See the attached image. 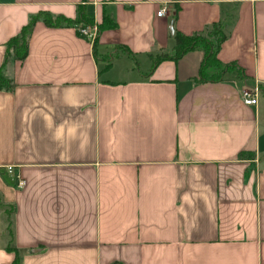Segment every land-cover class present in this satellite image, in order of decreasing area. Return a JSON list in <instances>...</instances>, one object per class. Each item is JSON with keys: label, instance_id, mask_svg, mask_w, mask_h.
<instances>
[{"label": "crops", "instance_id": "0c3cea01", "mask_svg": "<svg viewBox=\"0 0 264 264\" xmlns=\"http://www.w3.org/2000/svg\"><path fill=\"white\" fill-rule=\"evenodd\" d=\"M1 76L0 264H264V0H0Z\"/></svg>", "mask_w": 264, "mask_h": 264}, {"label": "trees", "instance_id": "16d2710c", "mask_svg": "<svg viewBox=\"0 0 264 264\" xmlns=\"http://www.w3.org/2000/svg\"><path fill=\"white\" fill-rule=\"evenodd\" d=\"M44 19L49 24H61L60 18H53L51 14H44ZM41 15L34 17L28 26H26L21 35L12 39L10 46L14 49L15 56L19 59H23L27 56L28 53V37L31 32V28L34 22L40 18ZM64 22H72L68 19H63ZM81 22H85L87 24H92V21L86 20L82 15L79 20H77L76 24H80ZM73 23V22H72ZM114 24L107 23V25H103L99 27V29H103L104 27L113 26ZM228 38L227 31L225 30L224 24L215 23L212 26L208 27L205 32L195 33L193 35H186L180 32L175 33V54L173 56L174 59H179L185 53L191 50H195L198 48H202L205 51V59L201 65L200 70V80H220L222 74L229 71L231 67H236V63H230L224 65L218 57V52L222 43ZM170 57L168 54H161L157 56L155 60V64L161 59ZM215 68L217 70H222L221 73L217 74L214 77L208 76V69ZM5 79L0 77V88L1 83H3Z\"/></svg>", "mask_w": 264, "mask_h": 264}, {"label": "built area", "instance_id": "2783aa9c", "mask_svg": "<svg viewBox=\"0 0 264 264\" xmlns=\"http://www.w3.org/2000/svg\"><path fill=\"white\" fill-rule=\"evenodd\" d=\"M166 13V7H162L159 11H158V15L161 16L163 14ZM80 33L87 37L88 39L94 41L98 34H99V26L97 24H87L85 22H82L81 24H79L78 26ZM261 93V88L256 85V86H248L246 88L243 89L242 91V97L244 102L247 105H255L257 104L258 100H259V95ZM9 172L13 171V166H8L7 167ZM25 183V181L23 179H20L19 181V185L23 186Z\"/></svg>", "mask_w": 264, "mask_h": 264}, {"label": "rangeland", "instance_id": "374dc122", "mask_svg": "<svg viewBox=\"0 0 264 264\" xmlns=\"http://www.w3.org/2000/svg\"><path fill=\"white\" fill-rule=\"evenodd\" d=\"M230 69L233 70L234 68L231 67ZM220 73H221V72H220ZM217 74H219V73H210V74H208V76H210V77H214V76H216Z\"/></svg>", "mask_w": 264, "mask_h": 264}, {"label": "water", "instance_id": "95a60500", "mask_svg": "<svg viewBox=\"0 0 264 264\" xmlns=\"http://www.w3.org/2000/svg\"><path fill=\"white\" fill-rule=\"evenodd\" d=\"M171 33H174V29H173V26L171 27Z\"/></svg>", "mask_w": 264, "mask_h": 264}]
</instances>
